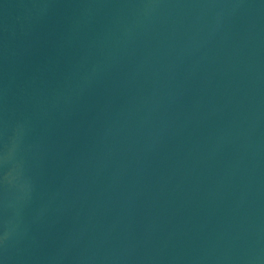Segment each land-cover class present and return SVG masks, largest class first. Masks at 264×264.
Here are the masks:
<instances>
[{
  "label": "water",
  "instance_id": "water-1",
  "mask_svg": "<svg viewBox=\"0 0 264 264\" xmlns=\"http://www.w3.org/2000/svg\"><path fill=\"white\" fill-rule=\"evenodd\" d=\"M0 264H264V0H0Z\"/></svg>",
  "mask_w": 264,
  "mask_h": 264
}]
</instances>
